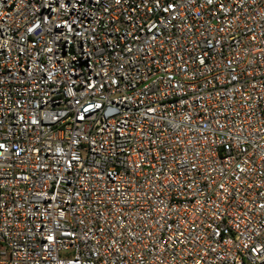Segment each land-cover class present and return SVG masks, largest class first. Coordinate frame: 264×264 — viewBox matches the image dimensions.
<instances>
[{"label": "built area", "instance_id": "1", "mask_svg": "<svg viewBox=\"0 0 264 264\" xmlns=\"http://www.w3.org/2000/svg\"><path fill=\"white\" fill-rule=\"evenodd\" d=\"M0 264H264V0H0Z\"/></svg>", "mask_w": 264, "mask_h": 264}]
</instances>
